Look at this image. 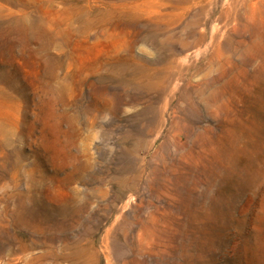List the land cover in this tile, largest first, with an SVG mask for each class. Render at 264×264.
<instances>
[{
  "label": "rangeland",
  "instance_id": "rangeland-1",
  "mask_svg": "<svg viewBox=\"0 0 264 264\" xmlns=\"http://www.w3.org/2000/svg\"><path fill=\"white\" fill-rule=\"evenodd\" d=\"M0 264H264V0H0Z\"/></svg>",
  "mask_w": 264,
  "mask_h": 264
}]
</instances>
